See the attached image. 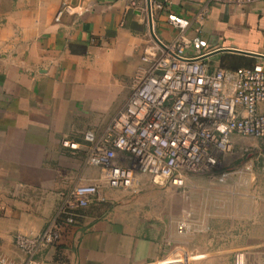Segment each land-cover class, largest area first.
Segmentation results:
<instances>
[{
    "label": "crops",
    "instance_id": "crops-1",
    "mask_svg": "<svg viewBox=\"0 0 264 264\" xmlns=\"http://www.w3.org/2000/svg\"><path fill=\"white\" fill-rule=\"evenodd\" d=\"M64 1L0 0V260L26 264L15 236L58 224L59 240L40 245L37 263L181 262L182 257L167 258L175 236L168 215L178 212L181 200L139 173L128 189L111 188L102 168L86 163L91 144L84 136L102 138L88 128V118L118 114L133 93V74L145 67L140 58L154 41L146 0H67L72 12L55 23ZM150 3L189 22L186 35L206 43L202 63L208 72L264 67V60L244 54L264 55V0L242 6L210 0ZM151 10L155 37L170 43L177 29L159 22L160 11ZM201 14L204 20L197 24ZM220 50L233 51L212 55ZM114 163L126 166L128 155L118 153ZM255 177L257 191L246 192L225 229L235 220L241 230H264V172L263 179L259 171ZM77 185H95L103 200L67 211L72 222L66 223L64 202Z\"/></svg>",
    "mask_w": 264,
    "mask_h": 264
},
{
    "label": "built area",
    "instance_id": "built-area-1",
    "mask_svg": "<svg viewBox=\"0 0 264 264\" xmlns=\"http://www.w3.org/2000/svg\"><path fill=\"white\" fill-rule=\"evenodd\" d=\"M210 1L242 6L262 0ZM151 6L160 11L158 21L171 24L178 34L170 43L152 37L153 45L140 58L145 67L110 128L98 141L90 133L84 136L91 144L86 163L102 168V178L111 188L128 189L134 174L139 173L182 190L193 175L221 168L237 138H264V67L258 63L208 72L202 63L208 54L203 53L206 43L198 36L186 35L189 22L165 13L160 4ZM72 10L67 0L62 2L54 22L59 23ZM151 19L153 23L152 10ZM203 20L201 14L196 23ZM66 146L76 149L75 144ZM118 153L128 155L126 166L114 163ZM95 198L103 200L95 185L75 186L64 202L66 223L72 222L67 211L86 208ZM185 227V219L180 218L178 232ZM59 238V225L54 224L36 235L18 234L14 244L25 254L26 264H39L34 256L40 245ZM0 264L7 263L0 260ZM232 264H247L246 254L236 252Z\"/></svg>",
    "mask_w": 264,
    "mask_h": 264
},
{
    "label": "rangeland",
    "instance_id": "rangeland-1",
    "mask_svg": "<svg viewBox=\"0 0 264 264\" xmlns=\"http://www.w3.org/2000/svg\"><path fill=\"white\" fill-rule=\"evenodd\" d=\"M140 71L141 68L132 76L129 86L132 91ZM117 112L88 118V128L103 137ZM261 142L264 144V139L237 138L232 154L224 158L218 170L206 175H193L182 190L159 187L161 191L168 190V196L180 199L182 205L178 212L173 210L168 215L169 228L173 229L175 236L169 239L170 245L173 244L167 257H182V261L167 264H231L234 254L239 251L246 254L247 264H264V245H261L264 230H241L235 220L228 224V229L224 228V223L240 211V200L246 198V192L257 191L255 176L258 171L260 179H263ZM226 173L227 177L223 178ZM247 199L250 203L256 201L250 197ZM180 218L187 224L181 233L177 229Z\"/></svg>",
    "mask_w": 264,
    "mask_h": 264
},
{
    "label": "water",
    "instance_id": "water-1",
    "mask_svg": "<svg viewBox=\"0 0 264 264\" xmlns=\"http://www.w3.org/2000/svg\"><path fill=\"white\" fill-rule=\"evenodd\" d=\"M146 6H147V16H148V25H149L150 34L157 41V38L155 37V35L153 33V29H152L151 3H150V0H146ZM221 51H233V50H220V51L214 52L212 55H215L216 53H219ZM235 52H237V51H235ZM237 53H243V52H237ZM244 54H247V55L259 58L261 60H264V55H253V54H248V53H244Z\"/></svg>",
    "mask_w": 264,
    "mask_h": 264
}]
</instances>
